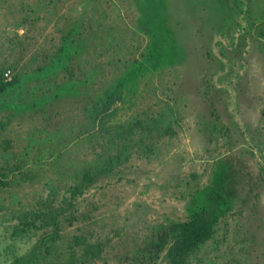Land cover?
<instances>
[{"label":"rangeland","instance_id":"1","mask_svg":"<svg viewBox=\"0 0 264 264\" xmlns=\"http://www.w3.org/2000/svg\"><path fill=\"white\" fill-rule=\"evenodd\" d=\"M144 16L168 28L163 63L144 56ZM74 18L82 54L0 102V264H174L171 224L221 174L229 204L176 264H264V0H0L4 81L47 68ZM79 159L103 169L76 176Z\"/></svg>","mask_w":264,"mask_h":264},{"label":"trees","instance_id":"2","mask_svg":"<svg viewBox=\"0 0 264 264\" xmlns=\"http://www.w3.org/2000/svg\"><path fill=\"white\" fill-rule=\"evenodd\" d=\"M73 20L74 21L68 27L67 33L63 37V45H60L58 47V50L52 54V58L50 57L51 59L47 68L36 64V66L33 68L35 72L20 74V77L12 76V79H5V81L2 75L4 70L3 68L0 69V102L3 98H10V102L12 103L17 102L19 100L24 101L26 94L32 92L34 87H38L36 85L30 86L28 83L24 84V82H26L25 77L28 78L27 81H33L39 78L42 79L40 80V82L44 83L45 78L49 76H54L57 73V70L58 68H60V65H63L67 60H70L75 54H82L83 50L86 48L84 47L85 41L86 39H88V35H84L83 33L86 30L87 32H89L90 28H85L84 23L82 22V18H74ZM142 20L143 27L146 28V32L147 29L150 31V40L145 46L146 53L144 54V56L149 61L154 60V62L156 63H163L166 60L164 59L165 57L161 52H165L166 49L171 48L172 46L170 42L171 36L166 33L168 28H166L165 23L163 24L164 21H158L156 16H151L150 18H146L144 16ZM144 22L146 23L144 24ZM73 35H75V37H72ZM75 40V48L71 49L69 43L74 42ZM165 44H168V47L166 49L163 46ZM35 56L37 55H32V62ZM66 67L67 66H65V68ZM141 67H143L142 63L140 64V66L136 67V69L139 70ZM128 76H131V74L128 73L127 77ZM121 81L122 85L125 86V79H122ZM122 89L123 90H118V94H109L108 96H105L107 98L104 99L102 107L100 109V111L102 112L101 114H103L104 116L103 119L108 117V114L112 113L111 110H108L112 107L113 98L115 96H119L120 98L124 97L125 90L124 88ZM99 119L101 120V118ZM135 121L137 123L140 122L139 120ZM120 124H118L117 129L119 128ZM112 126L115 127V124H113ZM128 128H132V122L128 124ZM108 129L110 128H104L102 130L100 129V131L104 135L105 132H108ZM115 134L111 136L110 142H114V136H116ZM69 166L75 172L76 176H81V178H88L90 180L94 178L96 174L100 173L101 169H103L100 160L94 159H79V161L77 162L70 161ZM30 172L33 174L32 171ZM5 177H8V173L0 171V183L3 182V179ZM224 179L225 175L221 174L219 176V179L214 184L212 190L210 191V195H208L205 199L206 201H204L203 204L196 203L194 208H192V213L189 214L184 221H179L178 223L171 224L168 233L171 234L172 237V251L170 254H168V256L172 263L176 264L179 262H183L185 256H187L193 249L197 248L200 244L204 243L213 235V232L215 230V224L217 222V214H220L222 212V210L225 208V203L228 202L229 204L230 200L229 196H227V193L225 192L224 194ZM81 185V183H76V185H72L69 187L72 195H74L76 192H79V186ZM227 189H229L228 191H230L231 186H229V188L227 187ZM225 197L228 198L227 201L224 200ZM27 215L28 214H26L25 217ZM44 215L45 218L43 222H49V224L52 225V228H54V231H58L59 228H57L56 223L58 222L60 214H56L55 210L53 213L52 211L48 210L44 213ZM167 235V232H165L163 236H160V241L156 244L157 251L160 250L167 242ZM80 241L81 240L79 236H74L70 244L78 245L80 244ZM93 253L94 251L88 249L87 247L84 249V254L91 255Z\"/></svg>","mask_w":264,"mask_h":264}]
</instances>
